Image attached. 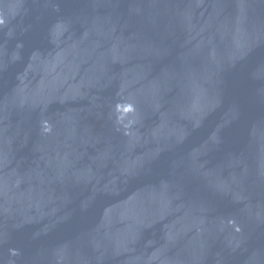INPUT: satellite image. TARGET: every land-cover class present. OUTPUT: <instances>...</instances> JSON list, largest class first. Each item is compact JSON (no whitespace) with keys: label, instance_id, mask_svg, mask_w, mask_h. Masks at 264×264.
<instances>
[{"label":"water","instance_id":"1","mask_svg":"<svg viewBox=\"0 0 264 264\" xmlns=\"http://www.w3.org/2000/svg\"><path fill=\"white\" fill-rule=\"evenodd\" d=\"M0 264H264V0H0Z\"/></svg>","mask_w":264,"mask_h":264}]
</instances>
